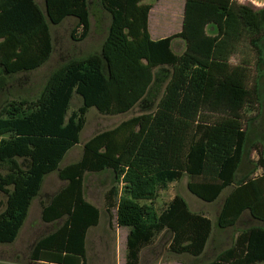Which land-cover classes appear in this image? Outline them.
Segmentation results:
<instances>
[{"label": "trees", "instance_id": "obj_1", "mask_svg": "<svg viewBox=\"0 0 264 264\" xmlns=\"http://www.w3.org/2000/svg\"><path fill=\"white\" fill-rule=\"evenodd\" d=\"M98 1L110 16L100 51L52 72L36 99L0 108V245L15 242L45 178L57 172L64 186L42 205L40 219L59 225L33 245L29 259L86 264V235L100 210L84 197V177L108 172L105 209L110 218L115 209L116 226L128 229L125 264H139L141 250L164 231L171 235V254L199 258L212 235L211 220L192 213L179 195L161 212L154 208L159 192L185 176L188 192L204 203L227 190L217 230L233 229L245 214L256 223L206 264H264V155L258 152L253 170L239 175L252 121L246 113L259 104L264 74V6L185 0L180 32L153 41L145 0ZM67 18L76 21L72 40H85L88 0H44V10L34 0H0V71L15 75L42 67L52 54L49 24ZM174 40L184 42L181 55L171 50ZM241 43L252 61L232 63ZM163 66L171 76L153 112L96 134L77 162L60 168L79 144L89 109L104 116L130 112L146 97L153 70ZM250 68L256 77L248 88ZM5 84L0 76V90ZM74 95L81 105L67 116Z\"/></svg>", "mask_w": 264, "mask_h": 264}, {"label": "rangeland", "instance_id": "obj_2", "mask_svg": "<svg viewBox=\"0 0 264 264\" xmlns=\"http://www.w3.org/2000/svg\"><path fill=\"white\" fill-rule=\"evenodd\" d=\"M241 5L249 6L253 9H261L264 0H235ZM36 5L44 10V0H34ZM183 0H145L143 4L152 7L153 11L149 19V33L153 40L156 38L169 37L180 32L183 15ZM90 13V31L83 41H74L71 33L76 22L73 18H67L59 25H50L49 32L52 40V54L49 60L40 68L30 72H21L15 75H4L0 71V76L6 77V84L0 90V108L5 103L19 100L36 99L44 87L48 77L52 72L65 65L71 60L87 57L98 53L100 46L105 39L110 23V16L102 10L98 0H88ZM208 33H212L207 29ZM156 34L153 37V34ZM185 45L181 40H174L171 50L175 55H181ZM247 58L252 61L253 54L244 43L236 46L235 55L231 62ZM250 82L248 88L252 86V80L256 77L253 68H250ZM153 83L143 101L124 115L104 116L99 114L94 108L88 110L85 116V126L79 135V144L73 147L64 157L60 168L75 163L81 157L83 145L98 133L111 130L120 123L132 117L155 110L158 102L164 94L165 87L171 76V68L167 66L153 70ZM259 106L252 105L248 108L246 118L251 119L248 125V140L246 147V157L241 164L239 175L252 171L257 160L258 152L264 155V74L259 81ZM81 105V99L74 95L69 106L68 115L76 111ZM211 118H217L212 115ZM260 170L254 174L258 175ZM187 177L168 186L158 195L155 208L161 211L175 195H179L188 205L193 213L204 212L211 219L212 235L204 254L199 258L188 256H175L168 252L165 240L158 239L151 247L145 249L141 254L140 264H163L170 260L181 264H206L211 262L215 256L226 249L232 239L236 227L226 231H218L215 226V217L218 213V203L207 204L191 195L187 188ZM111 176L108 172L98 174H86L84 177V197L86 201L92 203L101 212L99 227L91 230L87 237L86 263L87 264H118L121 254L114 242V233L108 227V218L105 213L104 197L111 187ZM64 183L58 179L57 172L48 175L42 185L39 196L33 201L28 218L21 229L19 236L12 245H0V264H35L30 261L29 255L33 243L52 232L59 224H44L41 222L40 213L42 205L62 187ZM227 190L221 195L222 198ZM0 200L5 201V197L0 194ZM217 230V231H216ZM110 241V242H108ZM114 242V243H113ZM120 255V256H119Z\"/></svg>", "mask_w": 264, "mask_h": 264}, {"label": "crops", "instance_id": "obj_3", "mask_svg": "<svg viewBox=\"0 0 264 264\" xmlns=\"http://www.w3.org/2000/svg\"><path fill=\"white\" fill-rule=\"evenodd\" d=\"M184 2H185V0H183V3H182V15H183V9H184ZM152 11H153V9H152V7H151V9H150V11H149V14H148V32H149V19H150V15L152 14ZM75 21V20H74ZM76 22V21H75ZM181 30V29H180ZM149 35H150V33H149ZM155 33L153 34V37H155ZM150 38H151V36H150ZM164 38H167V37H164ZM164 38H156L155 40H153L152 38V40L153 41H157V40H161V39H164ZM79 160V159H78ZM67 166V165H66ZM260 173L261 172H259V174L258 175H260ZM255 176H257L256 174H255ZM58 192V191H57ZM56 192V193H57ZM55 193V194H56ZM160 193V192H159ZM224 193V192H223ZM222 193V194H223ZM228 193V192H227ZM227 193L222 197V198H220L221 197V195H220V197L218 198V200L216 201L217 203H218V212H219V210H220V207H221V205H222V203H223V200H224V198L226 197V195H227ZM54 194V195H55ZM53 195V196H54ZM159 195V194H158ZM52 196V197H53ZM51 197V198H52ZM50 198V199H51ZM49 199V200H50ZM158 199V198H157ZM172 200V199H171ZM157 201V200H156ZM156 201H155V205H156ZM33 203V202H32ZM215 203V202H214ZM92 204V203H91ZM213 204V203H212ZM93 205V204H92ZM155 205H154V208H155ZM167 206V205H166ZM165 206V207H166ZM188 206V205H187ZM96 207V206H95ZM165 207L163 208V209H165ZM31 208V207H30ZM189 208V207H188ZM162 209V210H163ZM155 210H156V208H155ZM161 210V211H162ZM30 211V210H29ZM157 211V210H156ZM161 211H159V212H161ZM158 212V211H157ZM105 213L107 214V212H106V209H105ZM193 213V212H192ZM198 214H202V215H204L205 217H207V218H209L208 216H207V214L206 213H204V212H197ZM29 214V213H28ZM110 215H111V218H110V216L107 214V218H108V227H109V229L114 233V242H115V245H116V248L119 250V254H121V260H119V262H118V264H125V255H126V239H127V235H128V229H126V228H119V227H117L116 226V223H115V209H113L112 211H111V213H110ZM28 218V217H27ZM100 219H101V212H100V218H99V222H98V224H97V226H95V227H92V228H90L89 230H88V232H87V235H86V241H85V244H86V250H87V237H88V234L90 233V231L91 230H94V229H97L100 225H99V223H100ZM210 219V218H209ZM215 219H216V217H215ZM27 220V219H26ZM211 220V219H210ZM26 222V221H25ZM254 225H256V223L255 222H253V221H251L250 219H249V217L247 216V214H245L244 215V217H243V219L235 226L236 227V231L234 232V235H233V238L236 236V234H237V232H239V231H241L242 229H245V228H247V227H251V226H254ZM234 227V228H235ZM23 228V227H22ZM215 231V230H214ZM213 231V232H214ZM217 231V230H216ZM219 231V230H218ZM212 232V233H213ZM221 232V231H220ZM224 232V231H223ZM19 236V235H18ZM162 237V239H164L165 240V243H166V248H167V250H168V246H169V243H170V240H171V235L169 234V233H167V232H162L155 240H154V242L152 243V245L158 240V239H160ZM210 239H211V237H210ZM209 239V240H210ZM39 240V239H38ZM38 240H36L34 243H33V245L38 241ZM16 241V240H15ZM232 241H233V239H232ZM232 241H231V243H230V245L232 244ZM108 242H110V241H108ZM113 242V243H114ZM209 242V241H208ZM208 244V243H207ZM12 245V244H11ZM33 245H32V247H33ZM152 245H150V246H148V247H146V248H144V249H142L141 250V252H140V254H139V264H140V258H141V254L143 253V251L145 250V249H148L149 247H151ZM230 245L228 246V247H230ZM207 247V246H206ZM227 247V248H228ZM32 249V248H31ZM223 250H225V249H223ZM222 250V251H223ZM169 252V251H168ZM205 252V251H204ZM170 253V252H169ZM220 253V252H219ZM218 253V254H219ZM204 254V253H203ZM217 254V255H218ZM174 255V254H173ZM216 255V256H217ZM120 256V255H119ZM176 257H177V255H175ZM215 256V257H216ZM181 257V256H180ZM192 258V257H191ZM33 263H35V264H48V263H45V262H33ZM87 264V263H86ZM163 264H181V263H177V261H174V260H170V261H168V262H166V263H163Z\"/></svg>", "mask_w": 264, "mask_h": 264}, {"label": "built area", "instance_id": "obj_4", "mask_svg": "<svg viewBox=\"0 0 264 264\" xmlns=\"http://www.w3.org/2000/svg\"><path fill=\"white\" fill-rule=\"evenodd\" d=\"M81 34V29H79L78 31H77V36H79Z\"/></svg>", "mask_w": 264, "mask_h": 264}]
</instances>
